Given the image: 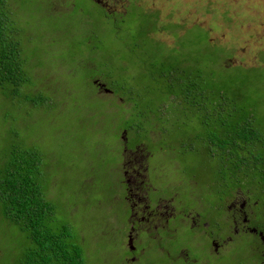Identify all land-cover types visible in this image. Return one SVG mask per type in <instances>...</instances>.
Segmentation results:
<instances>
[{
	"label": "trees",
	"instance_id": "obj_1",
	"mask_svg": "<svg viewBox=\"0 0 264 264\" xmlns=\"http://www.w3.org/2000/svg\"><path fill=\"white\" fill-rule=\"evenodd\" d=\"M26 12L27 10L18 7L12 15L6 8L0 7V101H3L0 103V115L3 117L0 125L9 127L12 123L15 126L24 123L17 117H9V109L16 110V107H18L16 111L20 116H25L26 120L36 118L39 121L32 125L36 128L35 137L29 133L28 127L26 136L18 130L5 136L6 139L13 140V144L0 150V156L3 157V164L0 166V223L9 227L11 232L14 231L15 236L26 244H23L26 250L21 245L15 264H86L90 262L92 254L87 242H92L95 237L100 240L106 228L102 227L97 231L90 230L83 220L79 222V228H76L71 222L58 219L56 208L52 204L55 197L48 198V190L44 189L48 181L44 183L46 172H43L42 166L43 162L47 166L50 164L39 145V140L43 137H52L58 144L65 147L66 143L77 137L79 147L82 146L81 141L85 142L87 138H90L87 135L91 134L89 129L97 125V117H104V124L101 125H106L108 118L111 119L106 109V103H108L106 95L98 96L96 102L91 101L95 96V87L91 82L88 69L94 58L112 55L108 44L115 38L119 42L122 40L117 36V29L120 31L121 27L118 23L110 22L111 24L106 28V34H102L103 29L97 27L95 35L90 31L87 37H83L87 32L79 30L80 23L53 24L48 19L45 34L53 31L64 50L66 40L72 43L67 46V52L63 53L60 51V46L58 49L54 45L48 47L50 56L45 61L43 85L39 86L43 71L38 70V66L42 69L44 62L39 65L35 61L32 64L24 45L21 48L20 43L15 40L22 41L25 37L24 31L20 33L17 27L18 23H25L22 16H26ZM157 16L156 13L146 15L144 21H151L153 25L150 26L156 28V31L163 30L157 28L158 22L152 21ZM137 21L139 19H132L134 26L138 24ZM50 26L52 31H50ZM177 29L174 32L167 31L175 40L174 47L179 46L181 49L179 55L187 50L188 54L195 56L204 47L205 60H194L193 68L197 67L195 70L192 67L188 68L189 60L182 64L175 62L180 71L175 67L176 65H171V57H175L173 53H170V48L157 45V57L164 58V60L148 63L149 69L143 76L133 72L135 75L132 82H136V86L141 88V93H135L130 87H125L128 84L124 83L122 78L113 83L114 97H111L113 104L121 101L120 104L131 105L129 109H126L132 113L124 129L131 131L134 128L136 120L133 119L139 120V124L151 126L153 119L157 117L158 121L165 114H167L165 124L170 123L171 119L176 116L174 113L169 115L163 109L164 106L176 102L189 105L195 109L193 120L199 126L198 129L200 128V131H193L189 135L199 139L200 143L199 147H194V152H191L194 155V163L198 166L197 162L202 159L201 164L206 165L207 170H213L218 175L224 171H237L240 174L243 172L245 175L248 173L253 178L254 181L251 182L256 189L264 194V100L257 96L252 98V91L247 87V85L251 86L255 93H264V71L230 63L228 60L231 58L226 59V57L231 51L211 41L210 30H204L197 24L193 25L192 29H197V31L193 39L189 40L192 46L186 47L185 50L183 40L187 32H182V36H178ZM139 30L143 32L139 33ZM180 30L182 31L183 27ZM108 32L111 36H108ZM148 32L146 27H140L137 29L138 34L135 38L136 40L139 37L143 38L145 58L154 57L152 52L155 50L153 40L151 41L146 36ZM86 38L92 41L90 45H75V41ZM198 45L202 48H198ZM127 51L131 61L138 56L136 46H132ZM114 64L118 65L119 62ZM99 67L102 68L100 73H104L111 85L115 70L109 72L110 67L106 66L103 61ZM256 68L264 69V66ZM124 73L125 71L121 72L122 75ZM148 73L152 74V78L147 77ZM155 75L157 76L154 77ZM250 76H255L253 84L248 79ZM152 79L166 82V85L162 87L157 81L147 82ZM32 80H35L37 84ZM87 84L89 89L92 87L94 89L90 95ZM163 90L167 91L166 95L163 94ZM248 90L250 96L246 94ZM88 98L89 101H84ZM134 105L139 108L137 109ZM116 107L119 108V106ZM28 109H31L30 113H27ZM212 110L216 111L215 115L212 114ZM197 113L200 115L196 116ZM61 116L62 121L59 120ZM93 116H95V121L92 119ZM126 120L123 119V121ZM99 128H101L99 133L102 136L106 129ZM41 130L43 133L39 134ZM80 134L84 137H78ZM169 136L175 138L174 135ZM189 136L188 138L192 140ZM116 137L117 135L114 139L111 136L109 146L100 145L102 151L114 149L117 145ZM30 139L31 147L28 149L25 141L29 142ZM186 145L184 149L191 148L192 143H186ZM76 150L82 149L79 147ZM50 152L51 150L47 155ZM111 166L114 168L112 162ZM78 168L80 166L77 164L68 166V170L73 172L68 177L73 183L69 187H74V183L81 179ZM90 171L86 180L81 179L84 184L87 181L90 182ZM111 172L112 170L109 174ZM58 176L59 174L54 173V179H59ZM83 191V197H90L94 188L89 185ZM59 198L66 197L61 194ZM99 202L100 200H98V205H94L102 210ZM101 203L103 204V201ZM27 243L31 244L30 248L26 247Z\"/></svg>",
	"mask_w": 264,
	"mask_h": 264
},
{
	"label": "flooded vegetation",
	"instance_id": "obj_2",
	"mask_svg": "<svg viewBox=\"0 0 264 264\" xmlns=\"http://www.w3.org/2000/svg\"><path fill=\"white\" fill-rule=\"evenodd\" d=\"M134 1L135 3L129 7L128 0H2L0 7L6 8L12 15L18 7L27 10L26 16L21 15L25 23H18L17 27L20 33L24 31L25 37H22V41L15 40L20 43L21 48L23 45L27 48L30 39L25 32L24 24L31 22L34 25L33 29L36 32L34 37H40L45 50L37 45L29 57L32 64L35 61L39 65L44 62L42 69L38 66V70L43 71L39 79V86H41L43 85L45 61L50 56L48 47L55 43L54 39L43 38L46 35L43 25L47 19L53 24L80 23L79 30L86 31L87 34L83 37H87L90 31L95 35L97 27L103 29L101 32L103 34L111 23H118L121 30L125 27L129 28L132 17L139 19L138 23L143 20L142 14L156 13L160 16L159 10H149L140 4L141 0ZM82 3L93 4V9L86 11ZM95 7L101 13L99 14L100 24L94 22ZM89 11L94 12L93 18L90 17ZM128 12L131 13V17L127 24ZM36 16H39L38 21H41H35L34 24L31 19ZM144 23V28L149 30L146 36L154 43L155 50L152 52L154 57L145 58L143 56L145 51L143 38L139 37L138 40L134 38L128 44L123 41L127 44L124 45L125 50L136 46L138 56L135 59H138V63L143 64L150 59L152 62L158 60L162 62L164 58L157 57V45L170 48V53L174 54L176 63L182 64L188 60L187 56L183 59L181 54L179 55L181 49L179 46L174 47L175 40L170 45L157 40L153 37L156 28L150 26L153 25L152 22L147 20ZM91 42L86 38L74 43L76 46H86ZM109 59V56L104 55L94 58V61L90 63L88 74L95 87V95L101 97L107 96L106 93H108L110 94L108 99L111 100V97H114V91L108 78L104 76V73H100L102 68L99 64L103 61L106 66L110 67L109 72L118 69L120 73L125 71V74H128L130 71L128 63L119 67V65L110 63ZM106 108L118 111L116 114L113 110V119L121 117L124 120L127 119L125 122L128 123L132 112L126 111L125 105L106 104ZM162 116V119L160 118L157 122L165 124L166 119ZM92 119L95 121V116ZM103 119L104 117H97V125L92 131L96 127H101ZM170 123L167 122L165 125ZM139 125V120H136L131 131H127L124 127L120 129L116 137V147L105 151V156H100L102 159L100 157L96 159L98 162H103V172L106 178L111 170L114 174L107 187L112 193L108 201L111 205L105 204L107 200L103 198L99 202L101 208L108 210L113 205L119 206L120 203L121 207L119 206V216L115 210L114 215L110 217L111 220L117 222L111 226H105L106 232L99 240L109 242L111 246L92 247L90 262L86 264H264V194L251 182L254 181L253 178L248 173L245 175L237 171H224L218 175L209 169V172L215 175H210L208 178L203 177L202 179L208 181L207 184H202L201 173H197L198 168L201 171L202 168L195 163L191 164L186 159V166L188 163L190 165L187 167L190 173L188 184L180 185L181 181L174 184V174L170 172L174 171L173 168L179 169V163H170L165 174L162 173L164 169L161 165H151V159L155 153L149 142H146L152 139L149 134L150 130L143 131L141 128L143 123ZM142 136L145 139H141ZM39 142L46 158L47 145H44L42 139ZM28 144L26 146L30 149L31 140ZM106 146L109 144L106 143ZM53 154L55 153L52 149L49 156ZM2 158L0 156V166L3 164ZM49 164L50 166H47L43 162L42 166L43 172H46L44 183L48 181V187L56 183L52 167L54 163L51 161ZM152 170L161 172L156 173L154 181L158 180L162 187H156L149 178ZM198 179L200 180L197 181ZM192 181L194 182L191 183ZM200 187L206 188L207 191H203ZM115 197L117 199H114ZM0 224L3 225V223Z\"/></svg>",
	"mask_w": 264,
	"mask_h": 264
},
{
	"label": "rangeland",
	"instance_id": "obj_3",
	"mask_svg": "<svg viewBox=\"0 0 264 264\" xmlns=\"http://www.w3.org/2000/svg\"><path fill=\"white\" fill-rule=\"evenodd\" d=\"M134 3V0H128L129 7H131ZM82 4L83 8L86 11L93 9L94 6L91 3ZM140 4L144 8H148L149 10H159L160 12V16H157L152 20L153 22H158V29H163L161 32L156 31V33L153 34V37H155L157 40H160L167 45L173 44V36L168 32H174L175 29L178 28L177 31L179 36H182V32H187L185 35V40H183L185 42L183 43L184 49L186 50V47L192 46L189 40L195 35L197 29H192V27L194 24H197L204 30H210L211 41L221 44L231 51L226 57V59L231 58L230 60H228L230 61V63H233L235 65L239 64L244 67H254L251 69H261L262 71H264L263 68H256L264 66V0H141ZM89 14L90 17L93 18L94 12L89 11ZM99 14L101 13L95 7V24H100L101 22ZM146 15L149 14H142L143 20L138 22V24L134 26L133 22H129L128 20L131 17V13L128 12L127 24L129 22L130 30H128V27H125L123 30L118 31L117 36L122 39L120 40V42L117 41L116 38L109 41L108 45L112 52V55L109 57V60H111L110 63H117L118 61L119 67H121L124 63H128V69L130 71L128 74L124 73V75H122L116 69L112 75L113 82L110 85L111 87L113 86L114 82H118L122 78L121 80L124 83L128 84L125 87H130L135 93H141V88L136 86V82H132L135 75L133 72H135L137 75L143 76L146 73L145 71L149 69L148 63H152V60L150 59L144 64L137 63L138 59H134L133 61H131V59H129L128 57L127 50H125L124 48V45H127L128 43H130V40L136 38V34H138L137 29L140 27L143 28L145 25L144 19L146 18ZM38 17L39 16L33 17L31 21H33L35 24V21H38ZM132 19H134V17H132ZM103 20L106 21V19ZM109 21L111 22V20ZM48 22L49 20L47 19L43 25V28H46V23ZM92 25L94 24L92 23ZM33 26L34 25L31 24V22L24 24V29H26L25 32L29 35L30 39V44L26 48V53L28 55L33 53L34 47L37 45L45 50L43 48V41H40L39 39L40 37H34L36 35V32L35 29H33ZM179 27L180 29L181 27H183V30L181 31ZM50 31H52L51 26ZM140 32H143V30H139V33ZM106 33L107 32H104V34ZM108 36H111L110 32H108ZM113 37H115V35ZM43 38H47L50 40L54 39L55 43H53V45L56 49L59 48L60 40L57 38V35L53 33V31L48 32V34L43 36ZM123 41L127 44H124ZM68 45L69 40H66L64 45L65 50L61 45L60 51L62 53L64 51L67 52ZM198 48H202L201 45H198ZM203 51L206 52L204 47L202 48V51L200 53L193 56L188 54V51L186 50L183 51L181 57L184 59V57L187 56L189 60L188 68H193L194 60H205L206 56L204 55ZM175 59L176 58H171L172 66L176 65ZM175 67L180 70L177 65ZM196 68L197 67H194L193 69L195 70ZM151 75L152 74L148 73L147 77L150 79L152 78ZM48 76L49 74L47 75V77ZM156 76L157 75H155L154 77ZM136 77L140 78L139 76ZM254 77L255 76H250L248 78L252 84L255 82ZM32 81L37 84L35 80ZM156 81L158 83H161L162 87L166 85V82L160 81L158 79H152L147 82L153 83ZM247 87H249L252 91V98H256L255 96H257L264 100V93H255L251 86L247 85ZM87 88L89 89L88 84ZM89 90V95L94 92L93 87ZM166 93L167 91L163 90V94L166 95ZM106 94V98H109L108 95L110 94ZM246 94L250 96V91L248 90ZM98 96L99 95L93 96L91 101L96 102ZM84 101H89V98L84 99ZM1 102L3 101H0V103ZM120 102L121 101H118L117 103ZM106 104L114 106L112 99H108V103ZM176 104L177 102L163 107V109L166 110L169 115H172V113H174L176 116L171 119L172 122L170 124H160L157 122L156 117L155 119H153V122H151V126L143 125L142 128L145 131L150 130L149 134L152 137V139L146 140V142H149L150 146L153 148L152 151L155 153L153 154V158L151 159V165H161L164 169L162 173L165 174V172L167 173L168 165L170 163H179V169L173 168L174 171H171L170 174H174V184H178L181 181L180 185L184 186L188 184V176L190 174L187 168L190 165L188 163L186 166L185 161L186 159H188L189 162L194 165V155H192L191 152H194V147H199L200 145V143L198 142L199 139L190 137L189 135H191L193 131H200V128L198 129L199 126L193 120L195 109L190 107L189 105ZM128 107L129 106H126V109H128ZM17 109L18 107H16V110ZM106 109L108 110L111 119L108 118L106 125H100L101 127H104L106 129L104 134L102 136L100 135L99 131L101 128L96 127L94 131H92L93 129L91 127L89 131H91L92 135H87L90 136V138H87V141L85 142L81 141L82 146H79L82 150H76L77 148H79L77 146L79 145L77 144V137L76 139L73 138L71 142L66 143L65 147L60 143L58 144L57 142H54L55 140H53L52 138H42L44 145H47V150L49 151L53 149L55 153L52 156L46 154V160L48 162L53 161V172H55L57 175L59 174V179H55L56 183L51 184L50 187H48L49 183H47L44 185V189L48 190V198L55 197L52 200V204L56 208L58 219L69 221L73 224V226L75 225L76 228H79L78 224L83 220L87 224L88 229L90 228V230L97 231L102 227L111 226L112 224L117 222L110 219V217L114 215L115 210L118 212V216L120 214L121 203L119 205L120 207L118 205H113L108 210H99L97 207L98 200H101L103 198L107 200L105 204L111 205V203H109L108 201L110 200L112 193L107 187H109L110 185V180L113 179V173L109 174L108 179L105 177V174L103 172V162L96 161L97 157L105 156L104 152L106 150L101 151L102 147L100 145H106V143L109 142L111 136H114V133L118 135L119 130L127 124L121 117L118 119L112 118L114 117L113 110L116 112V114H118V111L116 109ZM106 109H104L105 113ZM16 110L10 108L8 113L9 117H17L19 118V121H24V123L18 126H15L12 123L9 127H7L6 125L5 127L0 125V150H4L5 148L12 146L13 140H8L5 138V136L10 132L18 130L23 136H26L25 133L28 127L30 129L29 133L32 135V137L36 136V128H33L32 125L37 124L39 122L38 119L33 118L32 120H26L25 116H20V114ZM30 112L31 109H28L27 113ZM212 114L215 115L216 111L212 110ZM199 115L200 113H197L196 116ZM162 117H167V114ZM2 119L3 117L0 115V123L3 122ZM59 120L62 121V116ZM42 133L43 130H41L39 134ZM169 135H174L175 138ZM81 136L84 137L82 134H80L78 137ZM95 136L99 137L96 138ZM188 136L192 138V140H190ZM141 139H145V137L142 136ZM25 142L26 145L30 144L27 143L28 140H26ZM186 143H192L191 148L188 147L187 149H184L185 147H187ZM35 144H37L36 141ZM75 151L77 152L75 153ZM100 158L102 159V157ZM203 160L204 163H206L204 158ZM201 163L202 159H200V162H197L198 166L202 168V171L199 168V171H197L198 174L201 173L200 179L206 176L208 178L210 175H215L209 172V170H206V165H202ZM75 164L80 166V168L78 169L82 180H86V178L88 177V172L89 170H91L89 173L90 177L92 178L90 179L91 182L87 181L86 184H84L81 179H78L74 183V187H69L73 183L72 179L68 177H70L69 175H72L73 172H70L68 170V166ZM156 173L161 172L152 170V172L149 173V178H151L152 183H154L156 187L160 188L162 187V184L158 180L154 181L156 179ZM200 179H198L197 181H199ZM207 181V179H202L201 183L207 184ZM193 182L194 181H192L191 183ZM89 185L94 188V192L90 195V197H83V190L89 187ZM200 188L203 191H207V189L204 187ZM61 194H64L66 198L60 199L59 196H61ZM114 199H117V197H115ZM88 234L90 235V233ZM23 244L25 243L20 238L15 236L14 231L11 232V229L9 227L0 224V264H15L19 256L18 254L20 253V247ZM87 244L90 245V248L111 246L109 242L99 241L96 237L94 238V242H87ZM26 247L30 248L31 244L27 243ZM23 248L26 250L24 245Z\"/></svg>",
	"mask_w": 264,
	"mask_h": 264
}]
</instances>
